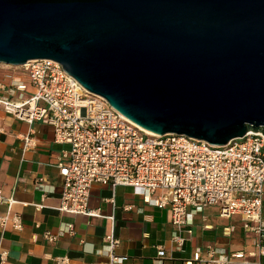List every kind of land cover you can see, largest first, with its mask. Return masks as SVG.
<instances>
[{
  "label": "water",
  "instance_id": "obj_1",
  "mask_svg": "<svg viewBox=\"0 0 264 264\" xmlns=\"http://www.w3.org/2000/svg\"><path fill=\"white\" fill-rule=\"evenodd\" d=\"M44 59L155 135L264 136V0H0V65Z\"/></svg>",
  "mask_w": 264,
  "mask_h": 264
},
{
  "label": "built area",
  "instance_id": "obj_2",
  "mask_svg": "<svg viewBox=\"0 0 264 264\" xmlns=\"http://www.w3.org/2000/svg\"><path fill=\"white\" fill-rule=\"evenodd\" d=\"M0 109L7 115L32 124L53 127L55 142L68 145L58 162L64 178L60 210L97 216L89 208L95 184L132 187L145 204L168 210L177 228L173 242L182 250L187 230L193 234L189 209L198 214L217 206L225 218L239 216L246 233L254 236V250L228 251L216 245L198 247L184 264H264V136L250 133L244 139L215 148L208 142L177 135H150L126 119L109 102L85 89L54 60H34L26 65H0ZM34 139L25 138V147ZM16 203L0 191V205ZM37 205V209H42ZM20 214L8 211L0 217V230H23ZM112 231L104 238L109 260L103 264H126L116 254L120 240ZM67 230L72 233L73 226ZM235 227L225 228L230 236ZM44 234L49 242L56 240ZM0 247V264L8 260ZM166 249L158 247L154 264H164ZM59 264H73L67 257Z\"/></svg>",
  "mask_w": 264,
  "mask_h": 264
},
{
  "label": "crops",
  "instance_id": "obj_3",
  "mask_svg": "<svg viewBox=\"0 0 264 264\" xmlns=\"http://www.w3.org/2000/svg\"><path fill=\"white\" fill-rule=\"evenodd\" d=\"M26 137L34 139L33 146L25 147ZM69 149L55 142L52 126L29 124L0 109V191L16 201L11 209L0 205V217L8 211L20 214L24 226L22 231L0 230V247L9 252L5 264H59L57 259L61 257L73 264L107 263L104 238L113 226L120 240L116 254L125 256L126 264H154L159 246L166 249L164 264H184L198 247L209 245L228 251L254 250V236L244 231L241 217H222L217 206L198 214L189 209L193 234L181 231L185 242L178 250L172 240L177 228L170 211L145 204L132 187L113 189L95 184L89 208L99 211L97 216L62 212L64 178L57 165L62 152ZM37 205L43 208L38 210ZM69 225L73 226L72 233L67 230ZM229 227H235V231L225 236L224 230ZM46 232L56 240H45Z\"/></svg>",
  "mask_w": 264,
  "mask_h": 264
},
{
  "label": "bare ground",
  "instance_id": "obj_4",
  "mask_svg": "<svg viewBox=\"0 0 264 264\" xmlns=\"http://www.w3.org/2000/svg\"><path fill=\"white\" fill-rule=\"evenodd\" d=\"M146 131V130H145ZM148 134H150V135H155V134H153V133H151V132H149V131H146Z\"/></svg>",
  "mask_w": 264,
  "mask_h": 264
}]
</instances>
